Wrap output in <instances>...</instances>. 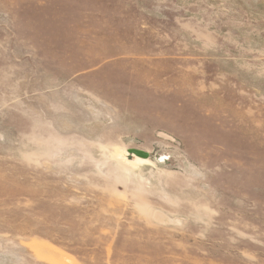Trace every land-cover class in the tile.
<instances>
[{"label": "rangeland", "instance_id": "obj_1", "mask_svg": "<svg viewBox=\"0 0 264 264\" xmlns=\"http://www.w3.org/2000/svg\"><path fill=\"white\" fill-rule=\"evenodd\" d=\"M0 264H264V0H0Z\"/></svg>", "mask_w": 264, "mask_h": 264}, {"label": "water", "instance_id": "obj_2", "mask_svg": "<svg viewBox=\"0 0 264 264\" xmlns=\"http://www.w3.org/2000/svg\"><path fill=\"white\" fill-rule=\"evenodd\" d=\"M139 156L146 157V153L143 151H136Z\"/></svg>", "mask_w": 264, "mask_h": 264}, {"label": "bare ground", "instance_id": "obj_3", "mask_svg": "<svg viewBox=\"0 0 264 264\" xmlns=\"http://www.w3.org/2000/svg\"><path fill=\"white\" fill-rule=\"evenodd\" d=\"M130 160H131V159H130ZM136 160H137L138 162H144V161H145L144 159H142V158H140V157H138V156H137Z\"/></svg>", "mask_w": 264, "mask_h": 264}]
</instances>
